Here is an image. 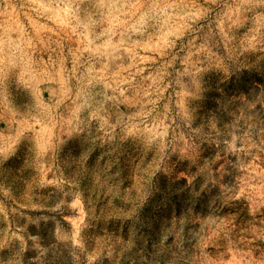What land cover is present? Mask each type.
<instances>
[{
  "label": "rangeland",
  "instance_id": "obj_1",
  "mask_svg": "<svg viewBox=\"0 0 264 264\" xmlns=\"http://www.w3.org/2000/svg\"><path fill=\"white\" fill-rule=\"evenodd\" d=\"M0 264H264V0H0Z\"/></svg>",
  "mask_w": 264,
  "mask_h": 264
}]
</instances>
